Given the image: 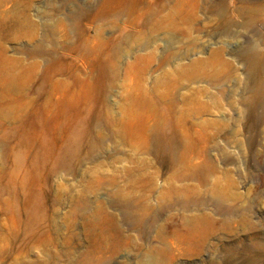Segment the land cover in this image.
<instances>
[{
  "label": "rangeland",
  "instance_id": "1",
  "mask_svg": "<svg viewBox=\"0 0 264 264\" xmlns=\"http://www.w3.org/2000/svg\"><path fill=\"white\" fill-rule=\"evenodd\" d=\"M262 59L264 0H0V264H264Z\"/></svg>",
  "mask_w": 264,
  "mask_h": 264
},
{
  "label": "bare ground",
  "instance_id": "2",
  "mask_svg": "<svg viewBox=\"0 0 264 264\" xmlns=\"http://www.w3.org/2000/svg\"><path fill=\"white\" fill-rule=\"evenodd\" d=\"M248 55H252L251 57L255 59V55H260L257 54L255 52H250ZM250 57V58H251ZM259 65L254 69L256 73L262 74L264 76V59H262L261 61L258 60ZM263 90L264 88H260V89H256L253 91V95H252V102L254 105H258L260 103V101L262 100V96H263Z\"/></svg>",
  "mask_w": 264,
  "mask_h": 264
}]
</instances>
